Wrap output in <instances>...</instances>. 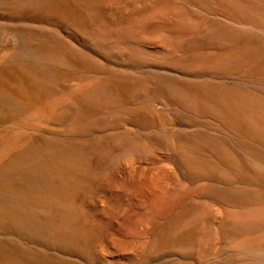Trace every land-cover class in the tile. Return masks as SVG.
<instances>
[{
	"label": "rangeland",
	"instance_id": "374dc122",
	"mask_svg": "<svg viewBox=\"0 0 264 264\" xmlns=\"http://www.w3.org/2000/svg\"><path fill=\"white\" fill-rule=\"evenodd\" d=\"M232 2L0 0V264L148 261L162 224L197 187L173 152L186 118L161 69L179 82L202 80L203 69L187 62L238 52L243 57L231 56L242 62L220 70L217 90L212 78L191 93L264 97V28ZM138 77L147 89L135 95ZM55 98L65 101L53 108ZM41 106L48 114L34 117ZM137 110L163 127V139L141 138L146 126ZM209 113L201 108L198 118L218 120ZM114 133L139 148L117 152Z\"/></svg>",
	"mask_w": 264,
	"mask_h": 264
},
{
	"label": "bare ground",
	"instance_id": "6f19581e",
	"mask_svg": "<svg viewBox=\"0 0 264 264\" xmlns=\"http://www.w3.org/2000/svg\"><path fill=\"white\" fill-rule=\"evenodd\" d=\"M232 1L231 6L235 11L240 15L247 16L251 20L250 24L257 27V30L258 28H264V0H258V2L251 0L249 4L244 3L242 0ZM153 12L151 14L148 13L146 17L155 14ZM155 15L157 20L158 18L160 19L158 13ZM156 17H150L151 23L153 21L152 18L156 21ZM245 21L247 20L245 19ZM222 29H219L221 32L218 33H222ZM164 37L167 38V36ZM166 41L172 44L175 43L172 39L171 41ZM176 43L178 46V42ZM169 45L168 48L171 47ZM229 50L226 49V51ZM236 53L238 54V52L230 53V56L233 54L237 55ZM227 55L229 56V53L226 56L220 54L218 57L214 54L202 57L197 56L193 58L194 61L187 62L189 68L200 67V69H203L200 76L202 80H194L192 77V79H187L182 76V78H186L187 82H179V78L175 77L176 75H169L171 72L175 74V71L157 67L166 72L159 73L162 78L166 76L171 78L166 81L167 85L164 84L169 87L168 90L172 89L171 91L174 92L176 100L182 105V112L186 118L184 122L186 127L185 136L182 140L183 143L175 147L173 152L175 153L177 164L180 166V171L186 173L190 180L195 181L197 187L192 194L175 207L174 213L164 221L157 239L147 248L148 261L144 264H264V97L257 94L245 95L242 92H234L231 97H226L223 94L216 95L215 90H213V93L210 92V94L191 93V91L196 89L193 86L194 84L197 82L205 84L209 82L207 81L208 79L212 78L218 81L216 82L218 84L216 90L221 86L219 83L224 77H222L223 72L220 70L242 62L238 57L231 56L230 58ZM237 56L241 57L242 55ZM148 69L146 70L148 71ZM192 72L196 74L195 77L200 78L197 74L198 71L195 72L193 69ZM212 74L216 77H213ZM232 81L230 80V82ZM196 86L198 88V85ZM222 87L224 88V84ZM260 87L264 88V86ZM117 89L115 88V90ZM120 89L122 88L120 87ZM120 89L118 90L120 91ZM146 89L145 81L142 78L132 79V92L135 95L144 93ZM64 101L63 98H55L50 102V105L54 108L58 105L60 106L61 102L64 103ZM201 108L208 110V113L210 111L215 114L217 116L215 118L218 120L209 121L208 118L207 120H200L198 111ZM44 110L42 106L38 108L34 117L48 114ZM137 112V115H135L140 116L146 126L141 138L143 137L144 141L151 142L163 139V127L156 123L157 121L153 122L154 117H150L147 112L142 110H137ZM112 118L115 119V117ZM112 126L116 129L115 125ZM114 136L115 141L118 142L116 144L121 145L119 147L116 145L117 152L122 146L132 150L139 148V145L135 143V139L129 140L126 134H116ZM112 137H110V141ZM115 141L113 142L115 143ZM111 143L107 146L110 147ZM113 146L115 149L114 144ZM112 152L108 154L113 155Z\"/></svg>",
	"mask_w": 264,
	"mask_h": 264
}]
</instances>
